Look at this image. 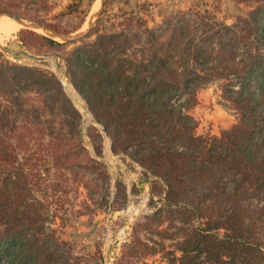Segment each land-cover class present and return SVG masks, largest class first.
I'll use <instances>...</instances> for the list:
<instances>
[{
	"label": "trees",
	"instance_id": "obj_1",
	"mask_svg": "<svg viewBox=\"0 0 264 264\" xmlns=\"http://www.w3.org/2000/svg\"><path fill=\"white\" fill-rule=\"evenodd\" d=\"M186 13L165 15L153 26L125 14L118 29L102 27V15L88 32L95 37L70 50L28 27L20 36L25 46L61 48L113 149L131 150L161 179L168 211L185 220L203 218L200 230L186 232L179 264H264V53H236L251 38L264 47V24L251 17L227 24L207 8L196 18ZM214 79L221 80L238 120L219 135L197 134L190 108L197 90ZM63 87L49 69L0 59V264H61L60 240L47 224L55 213L33 192L40 171L31 160L43 142L33 150L28 143L49 134L44 144L59 161L54 118L45 114L64 121L79 115ZM30 88L40 105L24 93Z\"/></svg>",
	"mask_w": 264,
	"mask_h": 264
},
{
	"label": "rangeland",
	"instance_id": "obj_2",
	"mask_svg": "<svg viewBox=\"0 0 264 264\" xmlns=\"http://www.w3.org/2000/svg\"><path fill=\"white\" fill-rule=\"evenodd\" d=\"M0 8L8 10L0 11V21L17 22L11 14L28 22L55 24L66 33L85 30L89 22L94 26L102 15V27L118 29V21L125 14L144 18L153 26L162 22L165 15L178 11L196 18L195 12L202 13L205 8L227 24H240L243 17L264 24V0H104L103 3L102 0H0ZM25 27L21 24L10 33H0V59L49 69L58 78L61 75L72 87L73 92L63 88L79 111L78 117L66 116V121L58 113L56 117L45 114L54 118L53 131L60 140L55 147L61 156L58 162L52 160L44 144L49 134L39 133L37 140L32 138L28 143L33 150L38 147V139L43 142L36 158L31 160L40 171L33 192L46 199L48 209L55 213L47 224L60 240L56 251L62 255L61 264H179L186 232L200 230L204 226L203 218L191 214L185 220L168 211L161 179L141 164L131 150L113 149L111 136L94 116L84 92L73 83L61 48L25 46L20 36V30ZM33 30L63 41L42 29ZM244 32L245 29L238 30L237 37ZM94 37V33H87L78 40L64 41L65 49ZM251 39L250 44L237 47L238 57H246L249 50L264 53V47ZM20 49L46 57L39 60L15 52ZM30 73L34 74L30 71L24 74ZM34 90L30 88L24 93L38 106L40 102ZM190 113L197 121L196 133L202 135H219L238 120V111L223 93L220 79L210 80L197 90V101ZM60 119L64 122L62 126ZM23 153L22 150L19 154ZM66 156L67 160L62 162ZM223 232L222 228L218 230L220 235ZM200 257L204 258L202 254Z\"/></svg>",
	"mask_w": 264,
	"mask_h": 264
},
{
	"label": "water",
	"instance_id": "obj_3",
	"mask_svg": "<svg viewBox=\"0 0 264 264\" xmlns=\"http://www.w3.org/2000/svg\"><path fill=\"white\" fill-rule=\"evenodd\" d=\"M104 0H102V3H103ZM101 11V9H99V11L96 12V14H98L99 12ZM9 16L13 17L14 19L18 20V21H24V19H22L21 17H18V16H15V15H11L9 14ZM24 25L28 28H33V29H36V28H42L44 29L47 33L55 36V37H58L60 39H62L63 41H67V42H72V41H75V40H78L82 37H84L88 32L89 30L91 29L92 27V23L89 22L88 24V27L85 29V30H82L80 32H77V33H71V32H62V31H58V30H55V29H52L46 25H43V24H40V23H37V22H28V21H24L23 22ZM16 53H20V54H24L28 57H32L34 59H39V60H42L44 59L46 56L45 55H39V54H35V53H32V52H28L27 50L25 49H20V50H15ZM60 80L62 81L64 87L66 88V83L63 79V77L61 75H58Z\"/></svg>",
	"mask_w": 264,
	"mask_h": 264
},
{
	"label": "bare ground",
	"instance_id": "obj_4",
	"mask_svg": "<svg viewBox=\"0 0 264 264\" xmlns=\"http://www.w3.org/2000/svg\"><path fill=\"white\" fill-rule=\"evenodd\" d=\"M13 18V17H12ZM11 18V19H12ZM2 20V19H0ZM7 19L3 20V21H0V33H10L11 31L15 30L19 25L23 24L24 25V21H18L16 19L13 18V20L21 23H9L8 21H6ZM37 29H42V28H37ZM43 31H45L44 29H42ZM66 88L69 89V91L71 92L72 91V87L70 88L67 83H66ZM73 92V91H72ZM76 97V96H75ZM78 98V97H77ZM78 101V100H77ZM79 102V101H78ZM80 103V102H79Z\"/></svg>",
	"mask_w": 264,
	"mask_h": 264
}]
</instances>
